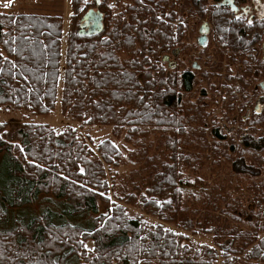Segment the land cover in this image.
I'll list each match as a JSON object with an SVG mask.
<instances>
[{
  "label": "trees",
  "instance_id": "obj_1",
  "mask_svg": "<svg viewBox=\"0 0 264 264\" xmlns=\"http://www.w3.org/2000/svg\"><path fill=\"white\" fill-rule=\"evenodd\" d=\"M126 1L70 0L66 33L62 15L0 11V109L48 116L60 98L133 146L0 123V264H264V18L248 0ZM93 9L105 29L81 37Z\"/></svg>",
  "mask_w": 264,
  "mask_h": 264
},
{
  "label": "rangeland",
  "instance_id": "obj_2",
  "mask_svg": "<svg viewBox=\"0 0 264 264\" xmlns=\"http://www.w3.org/2000/svg\"><path fill=\"white\" fill-rule=\"evenodd\" d=\"M114 1H118L119 3H127L126 0H114ZM233 1L236 2V0ZM240 9H245L244 12L245 14L244 13L242 14H244L247 18L248 17L252 18V16L258 17L259 19L264 18V0H248L245 5L240 6ZM0 11H4L15 15L25 14V13H29V14L37 13L44 15H62L64 17V32L66 33L68 29L69 17L71 15V6H70V0H0ZM204 24H206V22H203V24H200L198 26L197 29L198 34H196L195 36H190L189 38L190 42L198 43V40L201 37L199 31L202 25ZM206 44L207 42L205 43V45ZM209 50H210V56L205 57V62L207 64L204 65V63H202L203 62L202 60L198 62V64L202 66L203 71H209L212 68H216V66H213V64L215 63L216 65L217 64L220 65V61L218 62V60L209 58L212 56L213 53L215 54L214 48L210 47ZM259 54L261 55V57H263L262 46ZM167 58L168 60L166 62L169 65L170 64H173L174 66L176 65L175 63H177V60H175L174 57L170 55ZM226 59L227 56H225V58L223 59L224 67H226L227 65ZM194 63H195L194 61L192 62V60H190L188 64L191 65L192 67ZM259 102L261 105H264V94L260 96ZM24 121H28V122L32 121L40 124H49L52 127H54L57 131H62L68 127H74L79 130L80 134L83 135V137L87 138L94 145L99 144L101 141L105 139H109L113 141L118 147L123 148V150L125 151L124 152L125 156L128 157L129 153L133 151V146L126 144L123 140V137L118 139L115 136H113L112 127L110 126H87L82 128L80 124L64 118V116L61 113L60 98L58 99L56 109L53 111L52 114L48 116H33V115H28L27 113L21 111H14L6 108L0 109V123L9 124L11 129H16ZM131 168L132 167L130 165H126L122 167L120 170L121 172H127L130 171ZM234 171L236 173L248 172V170L243 166L242 161L237 162L234 165ZM251 174L254 175L255 173H251ZM129 211L131 216H136L137 214L142 213L139 209L136 208H129ZM148 220L152 223L157 222V220L151 217H148ZM191 238L193 241H196L201 244L206 243L209 245H213L212 239L210 237L197 235V236H192Z\"/></svg>",
  "mask_w": 264,
  "mask_h": 264
},
{
  "label": "water",
  "instance_id": "obj_3",
  "mask_svg": "<svg viewBox=\"0 0 264 264\" xmlns=\"http://www.w3.org/2000/svg\"><path fill=\"white\" fill-rule=\"evenodd\" d=\"M225 5H231L234 10H237V8L233 5L231 0H225ZM105 29V23H104V16L98 9L90 10L82 19L79 29V35L81 37H96L100 35ZM210 32V27L206 23L202 25L200 28L199 34L200 39L198 40V43L200 46H205V43L207 42L208 35ZM263 53H264V43H263ZM168 58L165 59L167 61ZM171 68H174L173 64H170ZM260 88L264 90V82L260 84Z\"/></svg>",
  "mask_w": 264,
  "mask_h": 264
},
{
  "label": "flooded vegetation",
  "instance_id": "obj_4",
  "mask_svg": "<svg viewBox=\"0 0 264 264\" xmlns=\"http://www.w3.org/2000/svg\"><path fill=\"white\" fill-rule=\"evenodd\" d=\"M231 2L233 3V5L235 6L234 2L231 0ZM236 7V6H235ZM263 47V46H262ZM263 59H264V53H263ZM262 84V83H261Z\"/></svg>",
  "mask_w": 264,
  "mask_h": 264
}]
</instances>
